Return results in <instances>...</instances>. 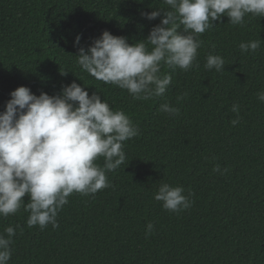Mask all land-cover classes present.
<instances>
[{"label": "trees", "instance_id": "16d2710c", "mask_svg": "<svg viewBox=\"0 0 264 264\" xmlns=\"http://www.w3.org/2000/svg\"><path fill=\"white\" fill-rule=\"evenodd\" d=\"M161 9L169 10L163 0H0V112L21 86L54 96L76 82L140 131L124 143L125 163L108 173L112 187L72 194L58 213L59 228H29L23 207L0 216V234L16 229L9 264H264V102L257 99L264 91V17L249 15L243 26L228 17L214 21L199 37V68L162 69L172 82L147 101L96 80L77 62V35L86 49L104 31L132 45L163 18L141 13ZM258 39L255 53L241 52V42ZM210 53L224 58V70L204 68ZM164 103L179 115L161 112ZM233 104L240 106L235 126ZM160 183L183 187L194 203L165 210L154 199Z\"/></svg>", "mask_w": 264, "mask_h": 264}, {"label": "clouds", "instance_id": "9594fccd", "mask_svg": "<svg viewBox=\"0 0 264 264\" xmlns=\"http://www.w3.org/2000/svg\"><path fill=\"white\" fill-rule=\"evenodd\" d=\"M163 3L169 10L141 13L148 21L163 13L161 23L152 28L146 40L130 45L127 38L104 31L86 49L80 46L82 36L77 35L74 46L82 70L96 80L127 90L135 100H151L162 96L172 82V75L162 69L187 72L199 68L194 63L203 45L199 37L214 26V21L228 17L230 24L243 26L249 15L264 17V0ZM261 43V39L241 42L239 48L242 53H255ZM224 66L222 56L207 55L206 70L220 72ZM10 96L0 112V216L14 215L23 207L29 213V228L39 226L43 230L49 224L59 228L58 213L72 194L94 196L112 187L108 173L125 163L124 143L138 137L139 128L124 111L113 110L100 95L90 96L76 82L63 86L54 96L43 92L37 96L26 86ZM257 99L264 102V91ZM159 110L170 116L180 112L169 103L161 104ZM232 111L237 114L231 121L235 126L240 123V106L233 104ZM214 171L221 169L217 166ZM226 172L224 169L221 174ZM192 195H186L183 187L160 183L154 199L165 210L179 213L192 206ZM153 228L149 223L146 234ZM4 232L0 234V264H9L16 229L9 226Z\"/></svg>", "mask_w": 264, "mask_h": 264}]
</instances>
